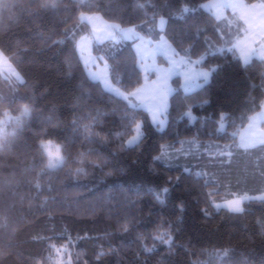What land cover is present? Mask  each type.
<instances>
[{"label": "trees", "instance_id": "1", "mask_svg": "<svg viewBox=\"0 0 264 264\" xmlns=\"http://www.w3.org/2000/svg\"><path fill=\"white\" fill-rule=\"evenodd\" d=\"M206 0H96L101 6L111 4L119 11L105 13V20L121 23L118 17L130 18L131 23L121 26L141 24L150 19L152 13H158L167 21L166 30L169 35L182 32L184 25L191 24L190 38H183V47H188L190 39L196 41L193 50L196 55L209 48V44L219 45V34L213 30L212 24L201 21L209 18L211 13L199 9L198 12L185 13L186 20L172 19L170 9H179L187 4L190 8L201 5ZM259 0H244L250 4ZM11 10H0V46L8 45L9 51L16 50L21 57L20 68L29 85H35V108L29 127L14 140L10 148L0 152V216L8 218V227H0V251L9 254L0 260V264H32L28 257H39L44 254L45 242L34 241L33 236L51 237V243L65 244L69 236L72 245L64 254L67 261L71 258L77 264V253H81L78 264H142L146 255L142 246H152V236L157 225L164 220H172L174 244L171 252L167 246L157 243L156 251L147 254V264H192L193 261H208L210 258L204 249L229 246L233 249L226 264H261L264 260V237L260 235L258 221L264 220V204L259 201H246L243 204L244 214H230L227 209L216 210L205 203V181L220 186V196L225 194L224 185H230V191L249 195L259 194L254 191L261 186L259 168L264 167V153L256 163L241 164L243 155L215 159L203 157L199 148L209 141L228 142L235 140L239 129L248 122V117L260 109L264 102V62L252 58L248 65H243L237 56L233 59L231 52L220 53L209 48L208 55L200 66L215 70L210 73L209 80L194 91L184 93L176 85L169 97L166 112V125L157 130L143 113L146 136L139 147L130 151L119 150L120 141L109 139L107 143H91L84 141L79 133L73 134L72 120L74 116L88 113L94 115L99 109L104 115L95 131H116L119 129L121 103L101 94L94 82L87 78L82 63L69 69L66 58L74 51L69 40L64 44L53 45L52 41L61 39L65 28L73 25L74 12H63L59 15L44 13L38 9L40 0H12ZM73 5V0H63ZM147 3L144 9H134V5ZM155 7H152V6ZM167 5V6H166ZM148 13L145 17L144 12ZM31 13V14H30ZM13 16V19L9 17ZM212 23H216L213 19ZM199 24L206 31L195 35L194 25ZM84 28V25H81ZM148 24L143 25L146 31ZM139 30V29H138ZM78 31V37L88 32ZM207 37L208 43H205ZM179 47L180 45H174ZM97 54L115 52L117 59L135 56L129 42H105L94 46ZM77 59L79 58L76 53ZM110 64L113 61H108ZM219 65L217 68L216 66ZM140 83L142 76L140 73ZM135 86V85H134ZM6 88L0 83V89ZM46 94L40 97L44 90ZM0 90V94H1ZM24 100L13 102L12 108L18 104L30 102L31 87L18 86ZM130 90V89H129ZM187 96V100L184 97ZM201 100L209 103L202 105ZM192 105L191 111L195 119L192 122L181 115ZM221 112L227 119L222 131L217 130ZM15 114V112L13 113ZM51 115L54 121L60 122L54 135L45 139H54L56 143L71 140L69 148L70 166L84 167L89 173L78 179L68 178L65 170L53 173L52 177H40V189L35 187V172H25L34 153L28 147L34 144L33 131L45 127L43 118ZM243 117V118H242ZM49 131L53 130L49 126ZM181 141H185L182 145ZM194 141L195 143H188ZM167 144L169 158L153 161L160 152V145ZM95 149L91 157L83 164L72 163L71 158L78 152ZM180 149L181 151H175ZM96 153L106 156L110 164L103 171L93 167L90 159ZM230 158V159H229ZM223 161V162H222ZM207 168L218 176V182L203 175L197 177L196 167ZM67 167V166H66ZM112 168L121 169L110 176L104 173ZM187 169V171H185ZM14 174L17 183L5 186L3 178ZM180 177L179 183L172 184L168 178ZM213 183H209L212 187ZM169 188L164 194L166 202L157 203L148 189ZM136 189H140L139 192ZM217 196V201L220 200ZM45 198L46 201H45ZM227 198H231L228 196ZM135 202V203H132ZM183 202L182 220L176 223L179 215L176 205ZM43 204V206H42ZM209 208V216L203 215L202 209ZM134 225L125 232L123 224L125 214ZM13 228L17 230L12 231ZM63 234V236H61ZM140 234L141 238H137ZM77 237L81 239L77 240ZM179 245H182L180 247ZM98 253H103L97 257Z\"/></svg>", "mask_w": 264, "mask_h": 264}, {"label": "snow or ice", "instance_id": "2", "mask_svg": "<svg viewBox=\"0 0 264 264\" xmlns=\"http://www.w3.org/2000/svg\"><path fill=\"white\" fill-rule=\"evenodd\" d=\"M149 5L147 3L137 2L133 7L134 9L144 10ZM167 6V5H166ZM13 7L12 0H0V10H11ZM121 5L117 4L115 9L111 4L101 6L96 0H73V5L65 4L63 0H40L38 9L44 13H51L54 16L63 12H74L72 17L74 23L71 27L65 28L61 34V39L52 41L53 45L64 44L69 40L74 45V51L70 53V58H66V63L69 69L73 67L72 61L75 60L76 64L83 63L84 71L87 78L94 82L100 93L107 94L110 99H114L121 103V107L117 109L120 112L119 129L116 131H95L101 122V117L104 115L99 109L95 114L91 110L87 114L81 116H74L72 120L73 134L79 133L84 141L91 143H107L109 139L120 141L118 147L121 152L130 151L139 147L146 136L145 120L143 113L147 112L151 118L152 125L159 131L165 124V119L161 118L162 113H166L169 107V97L172 89L168 87V79L176 73L177 69L183 68L184 72L181 73L184 77L182 88L185 93L190 92L194 87H200L197 83L198 78H203L206 83L209 75L215 69L209 67L207 71L199 70V66L208 55L209 48L220 53L231 52L233 59H237L239 53V61L243 65H248L253 57L264 62V0L260 4L248 5L244 0H209V3L201 4L190 8L187 4H183L179 9H170L169 16L172 19L186 20L185 13H196L199 9H205L211 13V16L201 23L212 24L213 30L220 33L219 47L209 44V48H205L204 52L196 55V59H192V55L196 53L193 51L196 48V41L190 39L188 47H183V38H190L189 29L193 27L191 24H185L182 32H175L169 35L166 30L167 21L161 15L157 20V12H153L150 19L141 21V24H132L130 27H122L121 23H131L130 18L118 17L121 23H114L105 20L100 15L101 11L109 13L112 11H119ZM152 7H155L154 5ZM259 11H255V10ZM231 11V15L227 13ZM31 14V13H30ZM145 17L148 13L144 12ZM13 19V16L9 17ZM213 19L216 23H212ZM227 22V32L221 25ZM148 24L146 31L143 30V25ZM84 25V28H81ZM91 26V32H87V26ZM195 35L198 37L201 32L206 31V28H201L199 24L194 25ZM78 29L87 32L86 35L78 36ZM139 29V30H138ZM157 29H159V39H156ZM95 40L107 39L111 41L131 40L135 56L129 53L128 57L117 59L115 52H105L102 56H93L92 51H99L102 49H91V45ZM205 43H208L207 37ZM174 45H180L176 47ZM91 49V50H90ZM149 50L153 58V63L149 64ZM19 42H17L16 50L9 51V46H0V83H3L7 88L9 95L0 94V152L10 148L12 142L16 140L25 128L29 127L32 120L33 112L37 111L35 108V85H29L25 74L20 68L21 57L18 54ZM87 52V55L85 53ZM76 53H79L77 59ZM163 55L166 57L169 68L162 69L156 66L155 57ZM111 60L113 63H109ZM97 61H104L101 68ZM95 67L97 70L93 71ZM217 68L219 65L216 66ZM145 73V82L140 83V73ZM152 72L157 73V78L148 83V74ZM135 85V86H134ZM18 86L31 87L32 96L29 98L30 102L18 104L16 108H12L13 102L24 100L25 97L18 94ZM130 89V90H129ZM46 89L39 93L40 97L46 94ZM187 100V96L184 97ZM202 105L209 103L208 100H201ZM192 105H187V110L182 112L181 115L186 116L189 120L195 119L191 111ZM15 112V114H13ZM243 118V117H242ZM227 119L225 113L221 112L219 118V125L222 129L224 121ZM248 127L244 133L241 134L240 143L237 144L233 141L230 144L224 145L219 152L221 157H231L233 155L232 149L244 148L245 150L259 146L261 151H264V102L260 105V111L254 112L252 116L248 117ZM42 123L45 127L33 131L34 144L28 147L34 153L31 157V162L25 172H35L37 182L35 187L40 189L42 185L39 182L40 177H52L53 173L59 172L61 169L65 170V175L68 178L78 179L82 176H87L89 173L84 167L77 166L72 168L69 160V148L71 140L67 138L65 141L56 143L54 139H45V137L54 135L55 130L59 129L60 122L54 121L51 115L43 118ZM49 126L53 130L49 131ZM235 135V134H234ZM185 141H181L183 145ZM188 143H195L189 141ZM171 147L167 144L160 145V152L154 156L153 161L166 160L169 158L168 148ZM175 151H181L177 149ZM95 149L89 148L86 152H78L71 158L72 163L78 165L83 164L84 160L91 157ZM223 162V161H222ZM89 163L93 167L100 168L101 171L110 164L106 156L96 153L95 159H90ZM67 166V167H66ZM121 169L112 168L110 171L105 172V176H110L115 171ZM187 171V169L185 170ZM201 174L198 172L197 177ZM259 175L264 181V167L259 168ZM180 177L177 176L175 180L172 177L168 178V182L172 184L179 183ZM5 186H12L17 181L14 174L10 177H5L2 180ZM209 183H213L209 187ZM205 188L208 191L205 195V203L211 208L216 210L227 209L230 214H244L245 208L243 204L246 201H259L264 204V183L254 191L259 194L250 196L247 191L243 194L239 192L230 191V185H224L225 194L220 196V186L208 180L205 181ZM137 192L140 189H136ZM148 192L153 194L157 203L164 204L166 197L164 194L170 192L169 188L152 189L149 188ZM217 196H220V202L217 201ZM231 196V199L227 198ZM47 198H45L46 201ZM135 203V202H132ZM43 206V204H42ZM179 215L176 217V223L182 220V213L184 211L183 202L176 205ZM203 215L207 218L209 216V208L206 207L201 210ZM129 213L125 214V221L123 229L125 232L129 231L134 225L127 218ZM260 226V235L264 237V220L258 221ZM172 220L167 221V228H164V220L161 218V223L157 225L154 230L155 234L152 236L153 245L142 246V251L145 253L146 258L142 264H147V254L156 251V244H162L168 247L171 252L174 244ZM0 227H8V218L0 216ZM17 229L13 228L15 232ZM63 236V234H61ZM140 239V234H137ZM34 241L45 242V248L42 255L37 257H28L32 264H73L71 258L64 259V254L69 252L72 245L71 237L65 244L57 245L51 243V237L33 236ZM81 237H77V240ZM182 247V245H179ZM210 258L208 261H193L192 264H226L233 249L229 246L222 248L204 249L203 250ZM9 253L0 251V260L7 256ZM103 253H98L97 257ZM81 253H77V264ZM163 264V262H161ZM264 264V260L261 261Z\"/></svg>", "mask_w": 264, "mask_h": 264}, {"label": "rangeland", "instance_id": "3", "mask_svg": "<svg viewBox=\"0 0 264 264\" xmlns=\"http://www.w3.org/2000/svg\"><path fill=\"white\" fill-rule=\"evenodd\" d=\"M261 2H262V0H259V1H257V2L250 3V4H248V3H246V2H244V3H246V4H248V5H253V4H257V5H258V4H260ZM206 3H209V0L204 1L202 4H206ZM203 10H205V9H203ZM205 11H207V10H205ZM255 11H259V10L257 9V10H255ZM207 12H208V11H207ZM209 13H210V12H209ZM100 15H101V14H100ZM227 15H229V16L231 15V11H230V10H229V12L227 13ZM159 18H160V17H159ZM159 18H157V20H158ZM221 26L224 27L225 32H227V22L225 21L224 24L221 25ZM122 27H130V26H122ZM156 31H157L156 39L158 40V39H159V29H157ZM88 32H91V26H90V25L88 26ZM86 34H87V33H83V34H81V35H86ZM218 34H219V36L221 35L220 33H218ZM78 39H79V37H78ZM92 39L94 40V43L91 45V49H94V46H96V45H101V44H103V43H105V42H111V40H107V39L95 40V37H93ZM112 42H119V41H112ZM120 42H129V43L132 45V47H133V44H132V41H131V40H123V41H120ZM218 47H219V45H218L216 48H218ZM91 49H90V50H91ZM134 52H135V51H134ZM91 54H92L93 56H102L101 54H97V53H95L94 51H92ZM85 55H87V52L85 53ZM78 56H79V53H78ZM237 56L239 57V53H237ZM253 58H255V57H253ZM193 60H195V59H193ZM96 63H98V64L100 65V67L102 68V67H103V64H104V61H97ZM148 63H149V64L153 63V58H152V55H151V50H149V60H148ZM155 63H156V66L159 67V68H162V69H167V68H169V64H168V62H167V59H166V57H164L163 55H159V56L155 57ZM82 65H83V63H82ZM83 67H84V65H83ZM92 70H93V71H96L97 69H96L95 67H93ZM199 70L207 71L208 68L203 67V66H199ZM184 71H185V69H183V68L177 69L176 73L173 74V75L168 79L167 84H168V87L172 89L171 94L174 92L176 85L179 87V89H180L182 92H184V90H183V88H182V84L184 83V77H183V75H181V73L184 72ZM145 75H146L145 73L141 72V76H142V83H141V84H143V83L145 82ZM156 78H157V73L152 72L151 74H148V83L151 84V82H152V81H155ZM209 78H210V75H209ZM209 78H208V80H209ZM197 83L200 84V86H202L205 82L203 81V78L201 77V78H198V79H197ZM197 88H199V87H194L191 91H194V90H196ZM0 90H1V89H0ZM191 91H190V92H191ZM184 93H185V92H184ZM1 94L9 95L7 88H3V89L1 90ZM18 94H19L20 96H23L19 90H18ZM259 111H260V109H259L258 111H256V112H259ZM146 113H147V112H146ZM253 114H254V113H253ZM253 114H252V115H253ZM147 115H148V114H147ZM252 115H251V116H252ZM161 118H162V119H165V124H164V126H163V128H164L165 125H166V113H162ZM148 119H149V122L152 124V122H151V118H150L149 116H148ZM189 121L192 122V120H189ZM248 123H249V121L244 125V127H242L241 129H239V131L235 134V137H236L235 140L228 141V142L209 141V142L205 143L204 146H202L201 148H199V152H200L201 155H202L203 157H205V158H206V157H209V158L211 159V156H212L213 158H215V159L223 158V157H221V156L219 155L220 149H221L224 145H226V144H230V143H232L233 141H235L237 144H239V143H240V139H241V134L244 133L245 130L247 129V127H248ZM163 128H162V129H163ZM223 128H224V127H223ZM223 128H222V129L220 128V125H219V119H218L217 130H218V131H222ZM232 153H233L232 156H241V155L244 156V157L242 158V162H241V164H242V166H243V164H245V163L247 164V163H249V162L255 164V163H256V160L261 156L262 153H264V151H261V150L259 149V146L257 145V146H255L254 148H251V149H248V150H245L244 148H235V147H234V148L232 149ZM226 158H228V157H226ZM229 159H230V158H229ZM196 172H197V173L199 172L201 175L205 176V177L208 178V179L215 180V181L218 182V179H217L218 176H216V175L210 173V171H209L207 168H205V167H203V166H201V165H199V167H196ZM242 194H243V193H242ZM256 195H258V194H256ZM256 195H250V196H256ZM230 199H231V198H230ZM218 202H220V200H218Z\"/></svg>", "mask_w": 264, "mask_h": 264}]
</instances>
